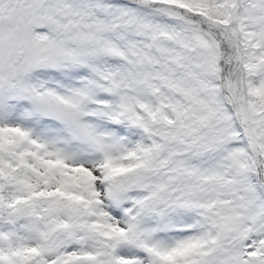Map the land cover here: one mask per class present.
I'll return each instance as SVG.
<instances>
[{
  "label": "snow or ice",
  "instance_id": "6c2138e0",
  "mask_svg": "<svg viewBox=\"0 0 264 264\" xmlns=\"http://www.w3.org/2000/svg\"><path fill=\"white\" fill-rule=\"evenodd\" d=\"M0 264H264V0H0Z\"/></svg>",
  "mask_w": 264,
  "mask_h": 264
}]
</instances>
